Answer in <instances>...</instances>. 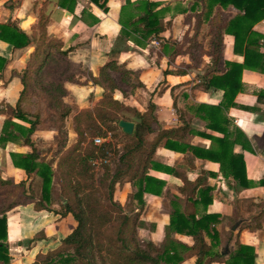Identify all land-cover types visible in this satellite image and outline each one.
<instances>
[{"label": "crops", "instance_id": "1", "mask_svg": "<svg viewBox=\"0 0 264 264\" xmlns=\"http://www.w3.org/2000/svg\"><path fill=\"white\" fill-rule=\"evenodd\" d=\"M74 1L75 5L69 11L67 6H71V3L68 0H0V24L11 22L30 39L26 47L15 50L0 43V55L7 59L0 73V109H4L0 112V131L6 121L20 123L13 119L12 112L22 90L24 61L34 52L42 17L46 21L47 36L59 42L60 51H66V57L56 56L64 59L62 64L67 63L72 67H65L52 77L53 82L61 84L66 92L64 103L78 111L93 108L101 98L102 89L85 80L87 76L98 78L101 67L115 61L133 74L137 73L141 83V87L129 98H124L117 90L116 100L141 113L146 111L150 102L155 105L156 123L153 133L146 136L147 141H152L160 131L186 128L187 132L178 140L176 147L192 146L201 151L217 148L212 138L224 137V132L217 128L209 129L208 122L200 117L196 109L200 105L217 106L221 102L222 91H205L201 83H197L211 68V58L203 55L199 62H195L192 52L187 51L190 44L186 42V37L191 39L196 35L199 25L208 26V22L196 23V15L205 11L203 3L196 0ZM60 2L64 8L59 6ZM146 3L155 4L152 9L157 13L160 32L157 38L148 36L143 41L134 31L136 26L133 22L143 15ZM101 5H105V10ZM215 12L216 8L212 15ZM220 13L225 24L237 11L228 7L220 9ZM253 29L264 34V20ZM221 48L223 61L242 63V57L233 52L232 36L223 35ZM260 52L264 53V47L260 48ZM223 69V62H220L217 70ZM114 77L117 79L116 75ZM241 87L234 99L236 105L223 109L227 122L222 121L220 128L226 130L228 140L233 142L231 154L243 158L248 183L246 188L235 189V183L223 176L218 163L193 156L188 151H171L160 146L153 160L160 166L173 168L189 182L200 178L196 192L208 188L211 203L198 202L194 207L197 218L216 216L217 220L210 230L215 229L219 235L224 257L221 261L228 259L235 242H239L254 249L255 264H264V185H259L264 179V73L244 70ZM38 132L42 131L35 133ZM72 132L69 129L67 145L74 141ZM201 134L212 137L205 138ZM9 151L27 153L29 147L18 142L7 143L5 147L4 144L0 145V179H9L16 186H28L33 181L39 186L40 193L38 178L15 168ZM178 175L148 171V176L161 183L163 188L159 195L143 193L142 205L133 204V211L129 213L136 219V235L142 247L152 244L160 250L173 241L177 242L175 245L193 246L192 237L169 230L171 214L175 210L185 212L188 197L187 193L181 192L184 186ZM136 191L137 186L132 182L116 186V194L121 196L125 193L124 199L118 202L123 209L129 203V196ZM33 203L34 200L22 203L6 214L12 264H32L38 254L55 249L60 240L70 235L77 226L70 214L58 218L51 213L35 211ZM236 222L241 224L232 231L231 227ZM205 241L210 243L208 238ZM225 248L227 251H224ZM179 252L182 251L179 249ZM194 261V256H185L180 264H193Z\"/></svg>", "mask_w": 264, "mask_h": 264}, {"label": "trees", "instance_id": "2", "mask_svg": "<svg viewBox=\"0 0 264 264\" xmlns=\"http://www.w3.org/2000/svg\"><path fill=\"white\" fill-rule=\"evenodd\" d=\"M64 1V0H62ZM98 3V0H91ZM205 7V20L209 26V44L211 46V68L201 77V87L205 91H222L221 102L217 106L200 105L196 111L200 117L207 121L209 129H219L224 132V137L212 138L217 148L201 151L192 146H177L178 140L187 132L186 128H176L160 131L152 141H147L146 136L153 133V125L156 123L154 114L155 105L150 102L146 111L141 113L132 110L131 119L134 124L131 136L118 131L117 122L121 119L107 108H118L119 103L113 100L110 90L103 83L109 81L107 71L120 67L112 61L103 65L98 78H90L94 85L102 89L101 99L91 109L77 110L75 107L64 103L66 92L61 84L49 82L48 79L56 72L66 57V51H60V44L47 36L45 31L46 21L40 18L38 24V37L34 52L30 53L25 61V69L21 77L22 90L13 108V119L19 121H6L0 131V145L18 142L22 146L29 147L27 153L8 152L12 165L21 169L26 175H33L41 181L39 199L33 203L35 211L51 213L58 218H64L70 214L77 223L70 235L60 240L59 245L45 253L38 254L32 264H180L183 258L194 256L193 264H255V253L251 246L235 242L234 250L224 257L220 248L218 233L210 230L217 218L216 216L203 215L196 217L198 202L211 203L208 196V188L196 192L197 178L189 182L184 176H179L172 168L158 165L153 156L158 147L162 146L171 151H188L193 156L213 161L219 164L220 171L225 178H230L235 183V189L248 186L243 158L232 155L233 142H230L226 130L220 128L221 122L227 121L223 117V109L234 107V99L242 89L241 75L244 70L264 73V53L260 48L264 47V34L254 31V26L264 20V0H196ZM72 10L74 0H68ZM143 15H139L133 22L134 31L139 33L145 41L148 36L157 38L160 32L157 13L153 12L154 3H146ZM64 8V4L60 5ZM232 7L237 14L230 17L223 24L220 9ZM105 10V5H101ZM216 12L212 15L213 10ZM201 20V14L196 15V23ZM223 35L233 37V52L242 57V63L223 61L221 56ZM211 36V37H210ZM135 42L141 41L134 39ZM0 43L6 44L9 49H21L30 43L27 35L15 24L6 22L0 24ZM62 57H57L56 55ZM223 62L224 69L217 70V66ZM7 59L0 55V73L3 72ZM123 66V65H122ZM80 83V82H78ZM84 84L86 82H83ZM82 83V84H83ZM264 94V93H263ZM260 94L257 96L259 99ZM44 109L47 117L44 118ZM4 109H0V112ZM72 118L73 126L84 123L85 130L77 126L78 139L71 147H66V125ZM52 131L62 135L56 143V155L64 156L57 162L53 170L54 159L46 161L33 141L37 131ZM221 131V132H222ZM111 133V138L123 136L127 139L122 150L114 149V144L106 141L101 145H95V138H104ZM211 139L208 134H201ZM57 141V140H56ZM65 144V147H64ZM4 149V148H3ZM53 155V154H52ZM60 158V157H59ZM117 158L119 167L110 175L108 164H104V174L110 176L106 186L105 199L98 197V190L93 181H83L71 184L70 178H63L68 183L62 186L65 193L63 203L57 208L52 207V185L54 174L61 170V166H67L72 173L71 166L88 164L89 161H105ZM121 165V166H120ZM149 170L163 171L178 175L183 182L181 192L187 193L185 212L175 210L170 216L169 230L172 233L192 237L194 244L186 247L182 244L175 245L173 241L163 249H157L152 244L142 247L136 235L137 222L129 213L133 211V204L142 205V194L150 193L159 195L163 185L155 182L148 176ZM127 177L126 182H132L137 186V191L129 196L126 209L115 198V189L118 184ZM264 185V179L259 182ZM20 186H22L20 184ZM17 186L9 179H0V264H12L9 255L10 245L7 240L6 214L21 205V202L10 201L7 190L11 191ZM7 188V190H6ZM213 231V233H211ZM205 238L210 240L207 244ZM179 247L183 255H180Z\"/></svg>", "mask_w": 264, "mask_h": 264}, {"label": "rangeland", "instance_id": "3", "mask_svg": "<svg viewBox=\"0 0 264 264\" xmlns=\"http://www.w3.org/2000/svg\"><path fill=\"white\" fill-rule=\"evenodd\" d=\"M205 11H204V13L203 12L201 13L200 24H202V23L207 24V21L205 20V16H206ZM198 27H200V28H199L198 32L196 33V35H193V38L189 39L188 37H186V42H188L190 44L187 48V51L192 52V56H194L195 62H199L201 56L210 55V52H211V46L209 44L210 39H209V35H208L209 27L206 25L204 27L199 25ZM65 67L72 68L67 63L61 64L60 67L58 69H56V72L54 74L60 72ZM73 70H75V68H73ZM106 73H107V76L109 78V81H107L103 84L105 85L106 89H109V90L111 89L112 86L114 87V89L110 90L109 92H110V95L112 96L113 100H115L116 102L119 103L118 108L109 107L107 109L109 111H111L112 113H114L115 115H117L119 119H122V118L129 119L128 117L132 116L131 111L135 110V108L130 107V106H125L122 102L117 101L115 96L118 95L117 90H119V91H121L124 98H129L131 95H133V93L136 90H138V88L141 87V83L138 80L137 73L133 74L132 72L124 69V67L122 65H120V67H116L112 70H108ZM81 74L82 73H80L79 75H81ZM53 75L48 79V81L55 83V82H53V79H52ZM115 75L117 76V79L114 77ZM85 81H90V76L89 77L87 76ZM101 97H102V91H101ZM44 113H45L44 114V118H45V117H47V112L45 111V109H44ZM68 122H71V125H68ZM77 126L81 130H85L84 123H82V124L76 123V126L74 127L72 120L67 121V125H66V133H67L66 147H71L76 143V141L78 139ZM69 129L71 131H73L72 133L74 134V136H72V139L74 137V141L72 142V144L67 145ZM44 131L35 133L33 140L36 144V147H37L40 155L44 156L46 158V161L54 159L53 170L55 171L57 162H59V159H62L64 156L63 150L61 151L62 152L61 156L56 155V153H55V151L57 150V146H56L57 144L56 143L60 140V137L62 135H58L57 133H51L49 131H46V132H44ZM118 132L121 133L119 128H118L117 133ZM111 136H112L111 133H107L106 137H104V139L106 138L108 142H110L111 144H114V149L122 150V147H123L124 143L127 141V139L121 135L118 136L117 138H111ZM107 137H109V138H107ZM64 147H65V144H64ZM105 161L106 162H103L100 160H96V161L93 160V161H89L88 164H80L79 166L73 165V166H71L72 173H70V174L68 173V171H70V170L68 169L67 166H61V170L58 171L57 173H55L54 177H53L52 202L54 205L52 207L57 208V206L60 203L64 202L65 193H63V191H62V186H65L68 182L66 180H64L63 178H70L71 184H75L78 181H80V182L93 181L94 186L98 190L97 196L102 197V200H104L105 194L107 192L106 186L110 180V176H107V174H104V164H108V167L110 170V175L115 171V169L117 167H119V164L117 162V158H115L114 160L108 159ZM126 178L127 177H124L123 181L118 185H122L123 183H125L127 181ZM6 190H7V188H6ZM40 190H41V181H40ZM6 192H7V197L10 199V201L13 200L16 202H21V203H25V202H28L30 200H34V202H36L40 197L39 186H37V184H34L33 181H31L28 186H26L25 184L22 186L19 185L16 188L12 189L11 191L7 190ZM124 196H125V193L122 194L121 196H119L118 194L115 193V198H116V200H118V202L123 200ZM10 232L13 233V230H11ZM70 264H82V263L72 262Z\"/></svg>", "mask_w": 264, "mask_h": 264}, {"label": "water", "instance_id": "4", "mask_svg": "<svg viewBox=\"0 0 264 264\" xmlns=\"http://www.w3.org/2000/svg\"><path fill=\"white\" fill-rule=\"evenodd\" d=\"M117 126L120 129L121 133L127 136H131L134 129V124L130 121L125 120H119L117 122ZM241 224V222H236L232 225L231 230L235 231L237 227ZM224 251H227V248H225Z\"/></svg>", "mask_w": 264, "mask_h": 264}, {"label": "built area", "instance_id": "5", "mask_svg": "<svg viewBox=\"0 0 264 264\" xmlns=\"http://www.w3.org/2000/svg\"><path fill=\"white\" fill-rule=\"evenodd\" d=\"M197 83H200V80H198ZM107 138H109V137H107ZM106 141H107L106 138L104 139V138H100V137L95 138V139L93 140L94 144L97 145V146L103 144V143L106 142ZM103 162H106V161H103Z\"/></svg>", "mask_w": 264, "mask_h": 264}]
</instances>
